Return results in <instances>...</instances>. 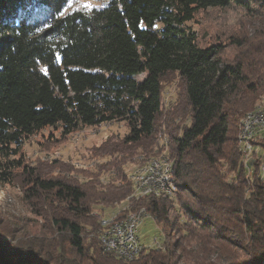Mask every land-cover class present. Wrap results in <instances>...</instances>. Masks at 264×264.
<instances>
[{
  "label": "trees",
  "instance_id": "1",
  "mask_svg": "<svg viewBox=\"0 0 264 264\" xmlns=\"http://www.w3.org/2000/svg\"><path fill=\"white\" fill-rule=\"evenodd\" d=\"M233 5L264 19V0H110L64 16V0H0V181L14 182L6 161L47 127L60 125L65 135L113 122L130 129L100 148L111 160L101 169L106 180L92 174V195L60 180L35 181L63 208L36 239L25 231L19 244L0 240V264H264V135L247 163L237 132L240 110L264 100V60L248 73L243 62H225V43L202 46L188 25L200 11ZM168 74L184 83V107L171 106L162 125L174 142L166 156L177 192L132 199L127 168L159 148ZM187 112L191 124L170 130ZM136 158L145 159L136 164ZM181 192L192 201L176 216ZM126 201L130 211L145 208L163 234L161 247H143L133 262L103 251L101 214L92 215L93 205L117 208Z\"/></svg>",
  "mask_w": 264,
  "mask_h": 264
},
{
  "label": "rangeland",
  "instance_id": "2",
  "mask_svg": "<svg viewBox=\"0 0 264 264\" xmlns=\"http://www.w3.org/2000/svg\"><path fill=\"white\" fill-rule=\"evenodd\" d=\"M109 1L80 0L81 3L87 2L98 6H104ZM243 1L254 5L259 0ZM80 11L87 12L83 9ZM68 12H72V10L69 9ZM188 25L198 34L202 46L225 43L227 45L224 55L225 62H243L248 73H253L256 70V60H264V19H257L254 14L247 12L242 5H233L225 9L214 8L200 11L196 14L195 20ZM231 38L242 41L243 45H232ZM145 77L146 75H142L138 79L141 81ZM246 86L247 84L243 87L245 88ZM162 100L163 115L158 122V134L156 137L158 150L150 155L143 164L139 166L129 164L127 168L134 185L132 199L140 200L146 197L138 198L142 190H137L138 186L133 178L136 172L144 166L146 167L151 160L170 155L173 151L174 142L164 133L165 127H162V125L165 121L166 111L171 106L181 104L184 107V83L177 74H168L164 77ZM256 104V108L264 105V100L259 99ZM237 108L239 109V105ZM251 109L240 110L237 122L238 133L242 118ZM180 117V120H178L179 116L176 117L175 123L170 130L176 128V132H178L180 126L185 127L191 124L188 112ZM129 133L130 129L126 122H113L97 127L83 126L70 135H65L60 125L47 127L27 138L20 148L19 154L16 157H10L6 161L11 164L8 167L11 168L14 182L0 181V234L4 235L0 240L3 243L10 242L12 245L19 244L20 239L16 238H21V233L25 231L31 239H36L38 237L34 235L36 231L41 230L43 227L49 228L52 226L50 217L53 215L54 210L63 208L62 204L50 199L52 193L43 190L37 185L35 182L37 179L44 182L60 180L67 184L79 186L89 195H92L96 190L94 182L91 181L92 174H96L97 180H106L108 175L105 172L101 173V169L106 168L111 160L110 156L99 152L100 148L106 141L113 140L117 142L123 140ZM255 147L257 154L259 146L256 144ZM144 159L136 158L135 163L139 164ZM165 159L172 164L169 158ZM262 172L264 171L262 170ZM247 175L249 176L250 174L247 173ZM34 190L36 191L34 192ZM176 192L177 185L173 195H160L159 197L171 198ZM177 199L179 200L177 201ZM191 201L192 199L188 193L181 192L175 198V215H181L182 206L189 204ZM127 204L126 201L117 208L106 209L93 205L92 215L98 219L101 214L100 221L108 219L122 220L130 213L135 212L130 211V205ZM141 210H145L139 227V238L143 247L148 249L161 247L163 234L159 224L152 216L150 217L147 214L148 211L145 208H140L136 212ZM36 211L43 214V216L38 215ZM9 216L12 217L10 218ZM171 218L174 220L173 215Z\"/></svg>",
  "mask_w": 264,
  "mask_h": 264
},
{
  "label": "bare ground",
  "instance_id": "3",
  "mask_svg": "<svg viewBox=\"0 0 264 264\" xmlns=\"http://www.w3.org/2000/svg\"><path fill=\"white\" fill-rule=\"evenodd\" d=\"M258 115L264 116V105H261L256 109L246 113L240 123V131H239L238 139L240 143V149L243 152L244 156L246 157L247 163L252 159L253 153L256 150L255 147L256 140H249L250 132L261 133V137L264 135V122H256V124L254 125H251L250 122L251 120H258ZM157 163H159V169L150 170L151 167H154V164ZM161 169H173V165L167 159L165 158L163 159V157H161L158 159L151 160L150 162H148L146 167L144 166L143 168H141L139 171L136 172L133 178L135 184H137L138 186L137 190L138 191L142 190V192L139 193L138 198L150 196V195L157 197H159L160 195L171 196L175 193L176 180L174 177V173H173V177L175 181L174 184L169 189L168 187H163ZM148 170H150V178L145 179ZM262 170L264 171V166L262 167ZM144 214H145V210H141L138 212H136L135 210V212L130 213L129 215L126 216V218L122 220H118V219H108L104 221L102 220V227L98 232V238L103 248V251L106 254L114 255L118 259L126 260L128 262L135 261L137 258H131L122 249L112 248L110 246H115L116 236L120 233L121 230H130L131 227L133 226V234H139V227L142 222V218Z\"/></svg>",
  "mask_w": 264,
  "mask_h": 264
},
{
  "label": "built area",
  "instance_id": "4",
  "mask_svg": "<svg viewBox=\"0 0 264 264\" xmlns=\"http://www.w3.org/2000/svg\"><path fill=\"white\" fill-rule=\"evenodd\" d=\"M251 125L256 124V122H264V116L258 115V120H251ZM261 137V133H252L250 132L249 140H256ZM164 158H168L164 155ZM152 169H159V163L154 164ZM150 170L147 171V176L145 179L150 178ZM162 171V179H163V187H170L174 184L173 177V169H161ZM112 248H120L125 253L128 254L131 258H138L143 251V244L139 238V234H133V226L130 230H121L120 233L116 236L115 246H110Z\"/></svg>",
  "mask_w": 264,
  "mask_h": 264
},
{
  "label": "snow or ice",
  "instance_id": "5",
  "mask_svg": "<svg viewBox=\"0 0 264 264\" xmlns=\"http://www.w3.org/2000/svg\"><path fill=\"white\" fill-rule=\"evenodd\" d=\"M64 4L65 6L63 7V11L60 12L61 16H64L69 11V9H71L74 12H79L81 9L87 12H91L93 8L103 6V5L98 6L87 2L81 3L80 0H64ZM57 60H59V56H57ZM42 71H44L45 74H47V69H42Z\"/></svg>",
  "mask_w": 264,
  "mask_h": 264
}]
</instances>
